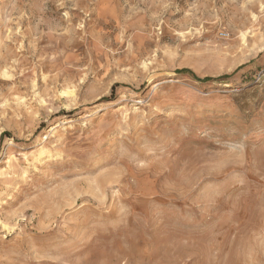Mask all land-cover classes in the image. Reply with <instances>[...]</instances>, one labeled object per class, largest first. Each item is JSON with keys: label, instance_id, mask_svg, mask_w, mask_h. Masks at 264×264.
<instances>
[{"label": "rangeland", "instance_id": "374dc122", "mask_svg": "<svg viewBox=\"0 0 264 264\" xmlns=\"http://www.w3.org/2000/svg\"><path fill=\"white\" fill-rule=\"evenodd\" d=\"M0 264H264V0H0Z\"/></svg>", "mask_w": 264, "mask_h": 264}, {"label": "bare ground", "instance_id": "6f19581e", "mask_svg": "<svg viewBox=\"0 0 264 264\" xmlns=\"http://www.w3.org/2000/svg\"><path fill=\"white\" fill-rule=\"evenodd\" d=\"M43 154H44V150H43ZM46 159V157L44 158H41V159H39L38 161H43V160H45Z\"/></svg>", "mask_w": 264, "mask_h": 264}]
</instances>
